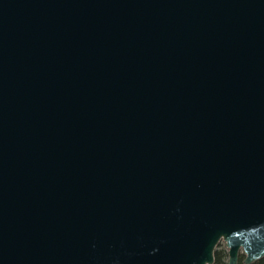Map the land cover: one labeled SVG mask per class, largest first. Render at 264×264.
<instances>
[{
	"label": "water",
	"instance_id": "water-1",
	"mask_svg": "<svg viewBox=\"0 0 264 264\" xmlns=\"http://www.w3.org/2000/svg\"><path fill=\"white\" fill-rule=\"evenodd\" d=\"M264 257V0H0V264Z\"/></svg>",
	"mask_w": 264,
	"mask_h": 264
},
{
	"label": "trees",
	"instance_id": "trees-1",
	"mask_svg": "<svg viewBox=\"0 0 264 264\" xmlns=\"http://www.w3.org/2000/svg\"><path fill=\"white\" fill-rule=\"evenodd\" d=\"M243 255L240 254L239 264H243L242 261ZM227 262V252L223 244L218 243L215 252H214V262L213 264H226ZM251 264H264V257L254 261Z\"/></svg>",
	"mask_w": 264,
	"mask_h": 264
},
{
	"label": "flooded vegetation",
	"instance_id": "flooded-vegetation-1",
	"mask_svg": "<svg viewBox=\"0 0 264 264\" xmlns=\"http://www.w3.org/2000/svg\"><path fill=\"white\" fill-rule=\"evenodd\" d=\"M226 249V248H225ZM240 254H242V253H240ZM240 254H239V257H240ZM243 255V254H242ZM243 258H244V255H243V257H242V263H243ZM253 263V262H252ZM238 264H239V261H238ZM244 264V263H243ZM251 264V263H250Z\"/></svg>",
	"mask_w": 264,
	"mask_h": 264
},
{
	"label": "rangeland",
	"instance_id": "rangeland-1",
	"mask_svg": "<svg viewBox=\"0 0 264 264\" xmlns=\"http://www.w3.org/2000/svg\"><path fill=\"white\" fill-rule=\"evenodd\" d=\"M221 244H223L222 242H220ZM224 246V245H223Z\"/></svg>",
	"mask_w": 264,
	"mask_h": 264
}]
</instances>
